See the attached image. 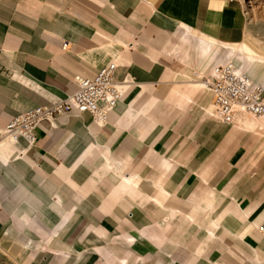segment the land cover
<instances>
[{
    "label": "crops",
    "instance_id": "crops-1",
    "mask_svg": "<svg viewBox=\"0 0 264 264\" xmlns=\"http://www.w3.org/2000/svg\"><path fill=\"white\" fill-rule=\"evenodd\" d=\"M247 14L239 0H0V249L17 264H264V115L221 124L201 86L245 46L238 69L264 87ZM109 62L127 81L102 125L85 112L30 147L1 137Z\"/></svg>",
    "mask_w": 264,
    "mask_h": 264
},
{
    "label": "built area",
    "instance_id": "built-area-1",
    "mask_svg": "<svg viewBox=\"0 0 264 264\" xmlns=\"http://www.w3.org/2000/svg\"><path fill=\"white\" fill-rule=\"evenodd\" d=\"M66 47L67 43L64 42L62 48ZM118 68L117 63L109 62L92 76L79 78L77 90L73 94L55 104L36 105L7 121L1 137L13 143L22 138L30 147L35 144L34 130L43 123L52 125L59 117H80L85 112L91 114L94 122L102 125L123 96V85L127 80L116 79ZM204 81L211 90L217 122L230 124L240 112L253 116L264 114L263 86H252L247 79L224 68L217 69L212 80L205 78ZM260 231L264 233V228Z\"/></svg>",
    "mask_w": 264,
    "mask_h": 264
},
{
    "label": "rangeland",
    "instance_id": "rangeland-1",
    "mask_svg": "<svg viewBox=\"0 0 264 264\" xmlns=\"http://www.w3.org/2000/svg\"><path fill=\"white\" fill-rule=\"evenodd\" d=\"M239 1L243 9L245 8L248 13V31L250 32L249 39L254 45H257V48L264 51V0ZM16 260L17 256L5 254L4 251L0 249V264H17Z\"/></svg>",
    "mask_w": 264,
    "mask_h": 264
},
{
    "label": "bare ground",
    "instance_id": "bare-ground-1",
    "mask_svg": "<svg viewBox=\"0 0 264 264\" xmlns=\"http://www.w3.org/2000/svg\"><path fill=\"white\" fill-rule=\"evenodd\" d=\"M249 61H252V53L245 46H236L234 49L230 51L227 61L223 63L221 66H219L218 68H216L213 74H211V76H209L207 79L212 80L216 76L217 69L224 68L225 70L226 69L231 70L238 76L247 79L248 83L252 86H261V85L256 84L249 76L245 75L242 71L238 69L240 65L245 66ZM201 86L205 88L206 90H209L211 93L210 87L205 83L204 79L201 81ZM211 109H212V117L216 120L212 101H211ZM239 114L245 115V116L248 115L252 117H260L264 115L263 114L260 116H253L247 113L240 112V113H237L236 116ZM235 117H234V120H235ZM234 120L232 121V123L234 122ZM230 124H227V125H230Z\"/></svg>",
    "mask_w": 264,
    "mask_h": 264
}]
</instances>
